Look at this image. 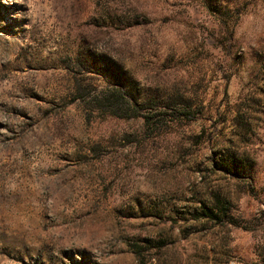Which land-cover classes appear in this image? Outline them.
Here are the masks:
<instances>
[{
    "label": "rangeland",
    "instance_id": "obj_1",
    "mask_svg": "<svg viewBox=\"0 0 264 264\" xmlns=\"http://www.w3.org/2000/svg\"><path fill=\"white\" fill-rule=\"evenodd\" d=\"M0 264H264V0H0Z\"/></svg>",
    "mask_w": 264,
    "mask_h": 264
}]
</instances>
